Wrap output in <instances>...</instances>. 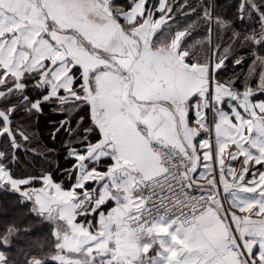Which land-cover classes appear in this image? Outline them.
Listing matches in <instances>:
<instances>
[{
  "label": "snow or ice",
  "instance_id": "snow-or-ice-1",
  "mask_svg": "<svg viewBox=\"0 0 264 264\" xmlns=\"http://www.w3.org/2000/svg\"><path fill=\"white\" fill-rule=\"evenodd\" d=\"M95 4L106 8L111 20L125 35H129L125 25L139 27L149 23L158 24L150 35L141 37L132 33L137 45L146 41L151 48L153 41L167 26L168 46L173 58L184 69L197 65L204 68L208 85L203 93L205 97L211 93L215 83L235 89L233 100L239 92L251 102L264 105V86L261 78L256 76L257 60L264 63V32L259 31L264 28V0H199L195 8L188 0H176L174 4L168 3V0H95ZM56 6L58 4L54 6L49 0H0V129H5L0 130V208L5 205L26 207L28 215L39 220L41 227L50 226V251L54 253L37 255L31 246L17 245L20 255L14 257L12 242L4 239V235L10 229L13 232H19L20 229L7 225L0 231V264H17V261L20 264H112L114 257L102 261L97 259L95 244L100 236L92 231L93 228L98 230L97 215L104 214L102 210L109 201L91 207L94 192L92 182L86 180L77 189L74 180V174L79 170V165L75 163L76 155L86 152L87 144H96L100 140L97 126L90 124L92 104L89 95H95L105 77H111L119 83L118 96L123 92L132 103L149 106L153 103L139 100L133 93L131 65L123 66L120 63L123 53L109 52L107 47L102 48L93 40L86 39L77 29L65 26L56 15ZM138 7L140 11H137ZM181 16L188 23L178 24L177 17ZM192 16L207 21L203 25V33L194 27L196 20H192ZM249 20L253 25L251 29L248 28ZM217 26L221 32L218 42H214ZM228 28H231L232 36L225 43ZM70 45L79 49L80 55L73 54ZM197 48L202 51L197 52ZM205 48L206 52L203 51ZM249 49L251 57L246 55ZM245 65L250 72L236 75L235 70ZM229 72L233 73L230 80L227 75ZM221 73H225L223 79H220ZM244 77H247V82ZM198 95L192 92L185 101L188 106L185 119L189 125L197 122L199 117V107L195 103ZM65 106L74 111L66 115L62 111ZM240 107L243 108V105ZM49 112L61 114L62 118L42 125L41 117ZM257 115L261 118L259 129L252 126ZM203 119L207 120V109ZM239 119L242 126L229 119V127L236 131L230 132L226 128L223 135L238 136L242 141L239 145L241 154L230 157L232 161L247 156L246 162H251V167L245 168L237 181L242 189L247 190L248 196H237L239 189H228L229 194L221 197L225 189L214 177L215 199L219 201L220 207L216 215L225 227V235L203 264H226L227 255L232 258L231 264H264V149L259 147V137H264V109H254L251 114L242 113ZM89 124L82 133L85 139L76 142L79 147L70 150L67 140L62 143L64 151L59 155L71 172L64 168L59 159L49 161L37 170L32 161L38 158L48 160L52 153L58 152L56 140L62 130L67 128V134L71 136L73 125L79 128ZM43 129L51 131L43 133ZM137 130L147 136L149 125L138 123ZM152 131V142L167 147L163 138L155 130ZM205 140L208 137L197 131L192 143L195 145ZM212 147L209 140L197 155L202 156L207 152L214 162ZM231 151L235 152L236 146ZM115 161V156L106 153L95 161L94 170L106 172L107 167L101 168L100 165H112ZM90 162L92 157L86 156L82 162L85 170ZM199 167L198 164L193 169V180L197 178ZM65 176L67 179H64ZM184 187L187 193H191V183H186ZM53 188L78 193L76 200L83 199L80 193L89 197L90 210L78 211L68 223H74L91 239L79 242L75 247H65L56 224L50 218L55 208L46 203ZM207 195L211 196L212 193L208 192ZM195 212L199 214L200 208H196ZM23 231L31 233L33 230L24 228ZM37 247L43 249L44 244ZM100 255L107 257V253Z\"/></svg>",
  "mask_w": 264,
  "mask_h": 264
},
{
  "label": "crops",
  "instance_id": "crops-1",
  "mask_svg": "<svg viewBox=\"0 0 264 264\" xmlns=\"http://www.w3.org/2000/svg\"><path fill=\"white\" fill-rule=\"evenodd\" d=\"M49 3L54 6L58 4L55 7L56 15L65 26L77 29L86 39L93 40L102 48L107 47L109 52H122L123 59L120 63L123 66L131 65L133 93L139 100L153 102L150 106L138 105L128 100L123 92L118 96L119 83L111 77H105L98 86V92L89 95L92 104L91 123L97 126L100 140L96 144H87V151L76 155L75 163L79 165V170L75 176V187L79 189L86 180L92 182L94 192L91 196V207L95 200L99 204L109 201L102 210L104 214L97 215L98 230L92 229L100 236L95 244L97 259L102 261L114 257L112 264H203L225 235V227L220 224L213 210L200 215L195 228H185L174 221L168 222L160 218L149 228L136 234L126 224V218L137 211L138 207L131 194L137 177L151 179L163 171L150 146L152 130L163 138L164 143L186 154L189 160L187 178L193 184L206 191L213 190L215 177L225 189L221 192L222 197L229 194L228 189H239L237 196L247 197V190L242 189L237 181L242 177L244 169L251 167V162H246L247 156L239 161L230 159L241 154L239 145L242 141L238 136L226 137L223 131L226 128L230 132L236 131L229 127V119L242 126L239 119L242 113L251 114L254 109L264 105L255 104L248 99L243 100L237 93L233 100L232 93L235 89L217 84L212 86L211 93L205 97L203 93L208 85L204 68L197 65L184 69L173 58L168 46L167 26L149 48L146 41L137 45L131 34L136 33L141 37L150 35L158 24L149 23L139 27L125 25V30L129 33L125 35L111 20L106 8L96 6L95 0H49ZM137 11H140L139 7ZM70 50L73 54L80 55V50L72 45ZM86 60L94 62L91 58ZM192 92L199 93L195 102L199 107V117L197 122L189 125L185 119L188 108L185 101ZM229 94L231 97H228ZM210 96L212 104L209 106L207 99ZM241 104L243 108L240 107ZM122 105H125L123 109ZM205 109L206 121L203 119ZM260 119L259 115L255 116L252 126L259 129ZM138 123L149 125L147 138L137 130ZM197 131L207 136L208 140L193 145ZM209 140L213 146L211 151L215 156L214 162L207 152L202 156L197 155ZM259 140V147L264 149V137H259ZM233 141H236L235 145ZM234 146L235 152L231 151ZM106 153L116 157L115 163L101 164V168L107 167L106 172L95 171V161ZM86 156L92 157L87 170L82 163ZM205 161L208 163L205 164ZM198 164V175L193 180V169ZM75 193L53 188L52 195L46 201L55 208L50 218L57 223L65 247H75L77 243L91 239L74 223H68L79 210L90 209L87 207L90 205L89 197L80 193L83 199L76 200L78 193L73 196ZM100 253H107V257ZM231 260L230 255L225 257L226 264H231Z\"/></svg>",
  "mask_w": 264,
  "mask_h": 264
},
{
  "label": "built area",
  "instance_id": "built-area-1",
  "mask_svg": "<svg viewBox=\"0 0 264 264\" xmlns=\"http://www.w3.org/2000/svg\"><path fill=\"white\" fill-rule=\"evenodd\" d=\"M150 146L163 171L151 179L137 177L131 194L138 207L137 211L126 218L128 228L139 234L160 218L168 222L174 221L185 228H195L197 219L209 205L219 207V201L215 199V188L206 191L187 178L189 160L183 151L169 144L167 147H160L152 141ZM186 183L192 184L191 193H187L184 187ZM208 192L212 195H207ZM196 208H200L199 214H196Z\"/></svg>",
  "mask_w": 264,
  "mask_h": 264
},
{
  "label": "trees",
  "instance_id": "trees-1",
  "mask_svg": "<svg viewBox=\"0 0 264 264\" xmlns=\"http://www.w3.org/2000/svg\"><path fill=\"white\" fill-rule=\"evenodd\" d=\"M175 2H176V0H168V3H170V4H174ZM188 2L191 4L194 3L195 7H197L199 4L198 0H188ZM195 3H197V4H195ZM225 19H227V18H225ZM200 23L202 25L204 23V21L200 20L199 24ZM251 25L252 24L248 25V27H250ZM197 26L196 27L199 29L202 28V27H199L200 25H197ZM228 29H230V28H228ZM228 29H227V31H228ZM262 32H264V30ZM225 39L229 40L230 37L228 35H226ZM214 42H218V27L216 28V33L214 34ZM249 52L250 51H248L246 54H248ZM229 66H231V65H229ZM246 66L247 65H245L244 67H246ZM227 74L230 75V74H232V72H229ZM239 75H242V74H239ZM221 77H222V73H221ZM62 111L66 115H70L72 113V111H74V109H69L65 106L62 109ZM61 118H62L61 114L49 112V113H47L46 116L41 117L40 123L43 125L47 121L55 122V121L60 120ZM90 124H91V120H90ZM90 124L85 125L83 127H79V128L76 125H73V127L71 129V132H72L71 136H69L67 134V128L65 130H62L59 133V136L56 140V147L58 149V152L52 153L48 160L38 158V159H35L32 161V163L36 166L37 170H39L42 165H47L49 163V161H55L57 159L60 160L61 164H64L62 156L59 155V153H62L64 151V149L62 147L63 141H65V140L68 141V148L70 150L74 147H79L80 145L77 144L76 142L79 140L85 139V137L82 135V133L84 132V128L89 127ZM0 130H4V129H0ZM48 131H51V129H43L42 130L43 133H47ZM33 143H36V141L33 140ZM42 150L43 149H41V151ZM64 168L67 171L71 172V168L68 166V164H64ZM54 170H56V169H54ZM56 171L59 172V170H56ZM75 176H76V173L74 174V180H75ZM64 179H67V176H65ZM87 207H90V205H88ZM7 225H14L15 228L20 229L19 232H13V230L10 229L4 235V239L11 240V242H12L11 251H12L14 257L20 255V253L17 251V245H22L24 247L31 246L32 251H34L37 255L52 254V252L50 251V245L52 242L49 239V233L51 232V227L50 226L41 227L39 220L32 219L28 215V209L26 207L25 208H22L19 206L8 207L7 205H5L4 208H0V231H2L3 228ZM24 228H31L33 231L31 233H27V232L23 231ZM41 243L44 244L43 249H40L39 247H37ZM17 264H20V261H17Z\"/></svg>",
  "mask_w": 264,
  "mask_h": 264
},
{
  "label": "rangeland",
  "instance_id": "rangeland-1",
  "mask_svg": "<svg viewBox=\"0 0 264 264\" xmlns=\"http://www.w3.org/2000/svg\"><path fill=\"white\" fill-rule=\"evenodd\" d=\"M198 2H199V0H198ZM195 4H197V3H195ZM192 5H193V7H195L194 3H192ZM186 11H187V10H186ZM246 16H247V13H246ZM191 19H192V20H196V25H194V27H196L197 25H200L199 27H202V28L199 29V30L201 31V33H203V31H204L203 25H205V24L207 23V21H206V20H203V19H197L196 16H192ZM200 20H201V21H202V20L204 21V23H203L202 25H201V23L199 24V21H200ZM177 23H178V24H186V23H188V21L185 20L184 17L181 16V17H177ZM250 24H252L251 20L248 21V25H250ZM197 27H198V26H197ZM217 27H218V37H219V34H220V32H221V28H220L219 26H217ZM248 28H249V29L253 28V25H251V26L248 27ZM263 30H264V28H261L259 31H263ZM227 32H228V36H229L230 39H231V36H232V30H231V28L228 29ZM224 39H225V38H224ZM230 39H229V40L225 39V43L229 42ZM238 46H239V42H237L236 47H238ZM201 51H202L201 49L197 48V52H201ZM203 51L206 52L207 49L205 48ZM249 51H250V52H249L248 54H246V55L251 57V55H252L251 49H249ZM223 54H224V53H222V55H223ZM250 62H251V61H250ZM229 68H231V66H229ZM256 68H257L256 76H258V77L261 78V84H262V86H264V63H261V61L257 60V62H256ZM242 72H243V73L250 72V69L248 68V66H246V67H243V68H241V69H237V70H235V74H236V75L243 74ZM224 74H225V73H222V77H220V79H223V78H224V76H225ZM232 74H233V73H232ZM232 74H230V75L227 74L229 80L231 79ZM244 79H245V82H247V77H244ZM214 85H216V84L214 83L213 86H214ZM252 87L255 88L256 85L253 84ZM232 90H233V89H232ZM237 94H238V96L241 95V97L243 98V100H246L244 94L239 93V92H237ZM228 97H231V95L229 94ZM210 98H211V96L208 97V99H207V102H208L209 106L212 104V98H211V100H210ZM259 109H264V107H262V108L259 107ZM76 185H77V184L75 183V186H76ZM54 193H55V192H54ZM221 194H222V193H221ZM75 195H76V193H75L73 196H75ZM213 208H215V211L213 210ZM209 210H211L210 212H212V210H213V212L216 213L217 211H220V207L211 204V205H209V208H208L207 210H205L203 213H201V216H202L203 214H206L207 212H209ZM79 211H81V210H79ZM54 223H55V222H54ZM55 224H57V223H55ZM6 240H7V239H6ZM52 254H54V253H52ZM52 254H49V255H52Z\"/></svg>",
  "mask_w": 264,
  "mask_h": 264
},
{
  "label": "water",
  "instance_id": "water-1",
  "mask_svg": "<svg viewBox=\"0 0 264 264\" xmlns=\"http://www.w3.org/2000/svg\"><path fill=\"white\" fill-rule=\"evenodd\" d=\"M97 205H99V203H98L97 200H95L94 203H93V205H92V207H95V206H97ZM89 210H90V209H89Z\"/></svg>",
  "mask_w": 264,
  "mask_h": 264
}]
</instances>
